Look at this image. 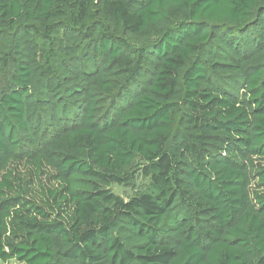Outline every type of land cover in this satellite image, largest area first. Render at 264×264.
<instances>
[{
  "label": "trees",
  "instance_id": "obj_1",
  "mask_svg": "<svg viewBox=\"0 0 264 264\" xmlns=\"http://www.w3.org/2000/svg\"><path fill=\"white\" fill-rule=\"evenodd\" d=\"M11 260L264 264V0H0Z\"/></svg>",
  "mask_w": 264,
  "mask_h": 264
},
{
  "label": "rangeland",
  "instance_id": "obj_2",
  "mask_svg": "<svg viewBox=\"0 0 264 264\" xmlns=\"http://www.w3.org/2000/svg\"><path fill=\"white\" fill-rule=\"evenodd\" d=\"M149 184V180L142 177L138 170L135 171L134 174V185L133 186H118L113 185L111 187L112 192L121 197L124 200H127L131 197H134L136 194L143 192ZM0 264H22L15 260L8 261L7 263H0Z\"/></svg>",
  "mask_w": 264,
  "mask_h": 264
}]
</instances>
